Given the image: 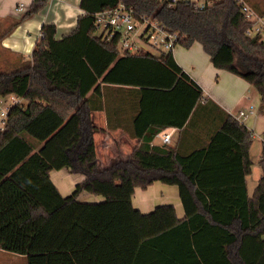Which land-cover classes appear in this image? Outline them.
I'll list each match as a JSON object with an SVG mask.
<instances>
[{
  "label": "trees",
  "instance_id": "obj_1",
  "mask_svg": "<svg viewBox=\"0 0 264 264\" xmlns=\"http://www.w3.org/2000/svg\"><path fill=\"white\" fill-rule=\"evenodd\" d=\"M238 1L196 9L189 0H81L84 13L70 33L57 38L56 25H43L31 62L0 73V97L26 102L10 107L0 133V250L27 264H264V132L253 195L246 185L252 138L237 119L227 117L208 146L188 153L180 142L154 144L166 128L196 125L201 107L221 108L203 102L202 87L173 51H123L118 36L106 40L94 24L98 12L121 4L139 20L156 21L178 35V45L201 44L215 67L248 81L264 109V42L247 36ZM47 2L33 0L25 18ZM103 109L110 127L120 117L138 139L126 159L106 167L92 119ZM225 136L226 159L215 155ZM65 167L83 175L67 196L51 178ZM156 181L178 186L183 217L174 204L149 212L134 205L136 190ZM83 192L103 198L82 201Z\"/></svg>",
  "mask_w": 264,
  "mask_h": 264
},
{
  "label": "crops",
  "instance_id": "obj_2",
  "mask_svg": "<svg viewBox=\"0 0 264 264\" xmlns=\"http://www.w3.org/2000/svg\"><path fill=\"white\" fill-rule=\"evenodd\" d=\"M80 1L48 0L39 13L25 18L33 0H0V73L11 72L21 68L23 62H31L32 53L40 39L43 25H56L57 38L74 30L79 17L84 13L80 7ZM21 4L22 9H19ZM173 55L179 65L202 87L203 102L206 103L210 99L221 109L212 104L203 106L197 115L196 125L184 130L179 127L166 128L155 137L153 143L162 146L164 145L163 135L171 134L172 142L167 146L175 147L180 142L183 152L188 153L197 146H208L213 136L223 129L227 117L237 119L248 129L252 138L249 149L252 168L251 173L246 176V185L249 195H253L263 174L259 159L263 149L264 109L261 106L258 91L244 78L215 67L199 43L193 44L190 48L178 45ZM22 102L26 103L24 100ZM252 106L254 107L253 112L250 111ZM119 107L123 108L122 105ZM240 110L247 112L246 118H238ZM120 111L121 109L118 110ZM92 119L96 126L94 139L101 167H106L118 159H126L137 145L138 139L133 138L123 129L122 118L114 117L113 127H110L107 112L103 109L93 111ZM257 139H260V144ZM222 141L223 149L215 152V155L226 159L231 154V151L227 149L231 140L225 136ZM239 166H236L237 177L238 172L242 171L241 167L239 170ZM62 171L66 172L65 176ZM227 171L224 168L221 173L224 184H227L231 177L226 174ZM51 178L61 194L67 196L74 191L75 185L83 179V175L75 174L69 167H65L61 170H53ZM160 193L165 200H170V202L159 204H174L178 216L185 215L178 186L160 181H156L145 190L138 188L133 197V203L143 212L152 211L158 206L154 195ZM91 195L89 192H83L78 198L82 201H91ZM154 198L155 201L151 203L150 199ZM93 200L99 201L100 199L94 198ZM0 251L3 253L2 256L9 255L5 251Z\"/></svg>",
  "mask_w": 264,
  "mask_h": 264
},
{
  "label": "built area",
  "instance_id": "obj_3",
  "mask_svg": "<svg viewBox=\"0 0 264 264\" xmlns=\"http://www.w3.org/2000/svg\"><path fill=\"white\" fill-rule=\"evenodd\" d=\"M194 8L202 9L210 0L202 2V0H189ZM242 12L246 19L250 22V26L246 31L247 36L258 39L264 42V15L258 14L247 2L244 0L238 1ZM22 4L19 9H22ZM95 28L98 34L106 40H111L115 36L119 38V46L123 51L140 52L149 51L148 48L158 50V52L174 51L178 46V35L172 33L158 24L156 21L150 19L139 20L133 12L126 9L122 4L113 8L98 12L95 15ZM42 34H40V38ZM9 98L13 104L2 107L4 104L3 97H0V133L6 129L8 113L11 106L22 103V98L16 95H10ZM254 111V107L250 108ZM247 112L240 110L238 118H246ZM171 134L163 135V144H171Z\"/></svg>",
  "mask_w": 264,
  "mask_h": 264
},
{
  "label": "rangeland",
  "instance_id": "obj_4",
  "mask_svg": "<svg viewBox=\"0 0 264 264\" xmlns=\"http://www.w3.org/2000/svg\"><path fill=\"white\" fill-rule=\"evenodd\" d=\"M205 1L206 0H202V2H205ZM249 1L254 6L255 10H257L258 12H262V11L264 12V0H249ZM177 47L178 46H176L175 49ZM148 50L150 52L154 53V54H159L158 50H155V49H152V48H148ZM4 101L5 102H4V104H3L2 107H5V106L10 105V104H13L12 100L9 97H5ZM0 109H2L1 108V105H0ZM257 142H259V144H260V142H261L260 139H257ZM65 175H66V172L64 171L63 172V176H65ZM67 191H69V190H67ZM91 196H92L91 201H94L93 200L94 198H99L100 200L103 198L101 195H94V194H92ZM95 196H98V197H95ZM154 197L157 198V201H156L157 204L156 205H161L159 203H167V202H170V200H165L163 198V195L161 193L159 195H156L155 194ZM155 198L153 200L150 199L151 200V203L155 201ZM2 254L3 253H1V251H0V264H27L26 257H24L22 255L8 253L9 255L2 256Z\"/></svg>",
  "mask_w": 264,
  "mask_h": 264
}]
</instances>
